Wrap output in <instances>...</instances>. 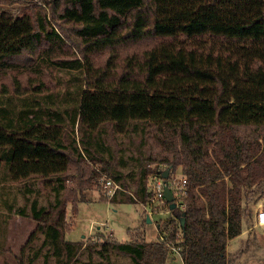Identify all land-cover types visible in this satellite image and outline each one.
I'll list each match as a JSON object with an SVG mask.
<instances>
[{"label":"trees","instance_id":"trees-1","mask_svg":"<svg viewBox=\"0 0 264 264\" xmlns=\"http://www.w3.org/2000/svg\"><path fill=\"white\" fill-rule=\"evenodd\" d=\"M48 3L59 28L42 13L13 16L0 10V72L45 44L47 50L61 46L68 31L82 46L81 58L56 63L82 75L66 97L42 94L41 87L38 96L22 97L0 87V163L10 180L56 177L52 212L36 200L30 209L37 222L33 236L43 237L38 257L44 264L79 261L83 243L65 238L61 175L70 169L71 154H85L126 190L111 200L115 204L148 205L150 177L163 174L153 164L165 165L170 176L180 168L187 179L184 209H174L158 228L173 241L181 235L183 264H231L228 243L243 232L245 218L253 219V206L245 200L255 206L264 197V124L221 122L219 103L264 110V10L229 23L220 0ZM148 39L157 43L119 61L121 49ZM105 52L106 64L96 65L92 57ZM153 96L211 100L217 119L152 122ZM108 125L127 139L118 150L105 142ZM18 213L29 216L25 209ZM127 233L126 242L102 236L90 246L98 258L90 261L114 264L112 253H119L131 264L167 263L172 251L165 242L148 241L140 229Z\"/></svg>","mask_w":264,"mask_h":264},{"label":"rangeland","instance_id":"rangeland-1","mask_svg":"<svg viewBox=\"0 0 264 264\" xmlns=\"http://www.w3.org/2000/svg\"><path fill=\"white\" fill-rule=\"evenodd\" d=\"M49 1L0 0V10L13 16L24 12L42 13L54 27L59 28L57 25L59 22L55 21L56 18L54 19ZM220 3L229 23L243 22L248 16L264 10V0H220ZM64 41V44L55 49L47 50L49 45L45 44L34 54L13 59L15 65L0 72V87L5 86L11 94L19 91L22 97L38 96L39 87L43 89L42 94L53 93L60 99L75 91L82 82L80 81L81 72L62 70L56 66V63L81 58L82 46L79 44V39L75 38L70 31L67 32ZM156 43L157 40L148 39L136 47L130 45L123 48L120 50L119 61L121 62L126 55L141 52L144 48L147 49ZM108 57L109 53L105 52L95 54L92 58L96 65L103 66ZM167 98L168 101H166ZM219 104L223 107L218 116L222 122L239 120L248 124H264V110L259 107H252L243 102H220ZM185 119L215 122L217 116L213 102L198 98L183 100L176 97H152L150 116L152 122L165 120L183 122ZM106 130L104 139L108 146L118 150L127 142V139L125 141L117 135L111 126L108 125ZM75 138L81 149V134L78 130L75 132ZM71 158L70 169L61 175L66 189L61 193L60 198L62 207L67 208L65 238L83 243V250L77 264H94L90 260L96 261L98 258L90 246L101 242L102 236L126 242L129 239L127 233L129 229H140L145 232L148 241L158 238L157 224L161 223L165 226V222L171 218L172 214L161 213L149 216L141 203H112L103 195L102 182L105 177H113L105 173L99 164L92 163L85 154L81 158L71 154ZM152 168L159 173L166 171L165 165L162 164H153ZM155 176L157 175L150 177L149 183ZM172 176L182 178L181 169H177ZM55 187L56 177L54 176L49 178L36 176L28 180L12 181L7 169L0 163V264H44L43 257H38L39 253L37 254L43 237L39 233L33 236L37 222L30 215V209L36 200L40 207H46L52 212L56 204ZM252 206L254 209L255 206L252 203L249 204V207ZM21 209H25L29 216L20 215L18 212ZM148 218L153 223H148ZM247 223V227H251L248 230L249 233L237 243L230 244L229 256L231 258L237 256L235 259L238 263L241 262L239 264H251V262L255 264L256 261L257 264H264V230L254 227L252 220ZM256 253L261 254L259 258ZM90 254L94 255L93 259H90ZM111 261L114 264H131L127 256L119 253H112ZM49 264L54 262L51 261ZM166 264H183V261L172 252Z\"/></svg>","mask_w":264,"mask_h":264},{"label":"built area","instance_id":"built-area-1","mask_svg":"<svg viewBox=\"0 0 264 264\" xmlns=\"http://www.w3.org/2000/svg\"><path fill=\"white\" fill-rule=\"evenodd\" d=\"M173 173H171V179L169 180V187L174 194L177 204V208L180 207L184 209L185 204L183 203L184 197L187 195V179L185 176L182 178L173 177ZM102 186L104 188L103 195L108 199H114L121 191H126L123 187L118 183L114 178L105 177L103 178ZM149 191L151 193L150 203L143 204L141 203L146 210L148 211L149 216H155L156 214L161 213H169L172 214V211L169 208V203L167 202L164 195V180L160 176L153 177L151 183L148 184ZM255 212V221L254 227H258L264 230V201L260 200L254 207ZM159 225V224H157ZM161 223H160V225ZM158 231V239L161 242H165L175 255L181 258L180 246L178 245L180 242L181 235L178 234V239L176 241L171 240L165 231H160L157 227Z\"/></svg>","mask_w":264,"mask_h":264},{"label":"crops","instance_id":"crops-1","mask_svg":"<svg viewBox=\"0 0 264 264\" xmlns=\"http://www.w3.org/2000/svg\"><path fill=\"white\" fill-rule=\"evenodd\" d=\"M166 101H168V98L166 99ZM235 103V102H234ZM194 121V120H193ZM220 121H221V119H220ZM222 122V121H221ZM236 122V121H235ZM211 123V122H210ZM226 123H232V122H226ZM261 200H263L264 201V197H262V199ZM246 202H248L249 204H251V201L249 202V201H247V200H245ZM153 221V220H152ZM252 221L254 222L255 221V212H254V214H253V219H252ZM151 223H153V222H151ZM246 224H248L247 223V218H245L244 219V226H243V232L238 236V237H236V238H234L233 240H231V241H229V243H228V254L230 253L229 251H230V244L231 243H237V241H239V240H242L243 239V237L244 236H246L249 232H248V230H250L251 229V227L249 226V227H247V225ZM156 226V225H155ZM157 236H158V231H157ZM246 239L248 238V237H245ZM260 253V252H259ZM257 254V257L259 258V255H261V254ZM235 257H237V256H235ZM235 257H233V258H231L230 256H229V258H230V261H231V264H239V263H241V262H239L238 263V260H236L235 259ZM253 258H255V257H253ZM234 259V260H233ZM251 264H252V262H251ZM254 264V263H253ZM255 264H257V261H256V263Z\"/></svg>","mask_w":264,"mask_h":264},{"label":"water","instance_id":"water-1","mask_svg":"<svg viewBox=\"0 0 264 264\" xmlns=\"http://www.w3.org/2000/svg\"><path fill=\"white\" fill-rule=\"evenodd\" d=\"M170 177V172L168 170L164 171L163 174H162V178L164 180V195H165V198L167 200V202L169 203V208L171 211H173L174 209L177 208V204L175 202L176 198L174 196V194L172 193L170 187H169V184H168V179ZM148 223H151V220L150 218H148Z\"/></svg>","mask_w":264,"mask_h":264}]
</instances>
